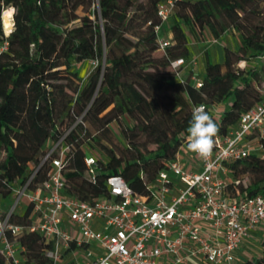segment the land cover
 <instances>
[{"label": "trees", "instance_id": "trees-1", "mask_svg": "<svg viewBox=\"0 0 264 264\" xmlns=\"http://www.w3.org/2000/svg\"><path fill=\"white\" fill-rule=\"evenodd\" d=\"M97 1L98 14L94 0H0V44L7 41L0 52L1 202L63 134L69 145L62 168L64 193L91 200L107 191L112 174L146 193L157 172L182 152L195 106H205L223 137L262 98L264 0L178 1L169 28L174 43L169 42L160 57L153 52L159 46L154 25L160 23L156 8L162 0L137 4L130 17L134 0ZM7 7L13 8V28L6 36L2 11ZM137 11L144 29L132 33V41L125 34ZM181 24L199 38L204 30L215 39L229 30L240 38L237 48L222 46L221 62L211 61L205 51L198 86L192 73L179 79L169 68L172 59L189 57ZM250 59L253 65L248 68L237 65ZM87 61L95 64L81 74L78 68ZM215 106L217 113L212 111ZM112 122L118 124L121 138L112 132ZM150 144L155 147L148 148ZM86 155L96 159L94 179L87 174ZM224 165L228 177L237 181L228 187L231 195L264 194V159L256 153ZM48 169L43 164L35 181ZM29 210L11 221L26 223ZM16 242L24 248L26 262L49 263L44 251L48 244L39 233L24 232ZM0 264L11 263L0 253ZM242 264H264V237L261 254Z\"/></svg>", "mask_w": 264, "mask_h": 264}, {"label": "built area", "instance_id": "built-area-1", "mask_svg": "<svg viewBox=\"0 0 264 264\" xmlns=\"http://www.w3.org/2000/svg\"><path fill=\"white\" fill-rule=\"evenodd\" d=\"M178 1L158 3L155 33ZM94 5L98 8L97 0ZM157 41L162 48L169 44L167 37L157 35ZM6 48L5 40L0 52ZM195 63L194 58L177 57L169 68L182 79L183 67ZM191 78L200 85L197 77ZM218 108L212 111L217 113ZM64 136L54 140L29 175L15 185L12 204L3 208L0 201V253L11 264H31L16 242L24 232H37L45 240L48 264L59 259L63 264H99L105 259L107 264H235L242 241L264 228V194L231 195L228 187L237 181L228 177L224 165L249 153L264 159V85L261 100L241 114L237 127L214 138L207 159L189 151L192 159L186 161L179 151L166 169L157 172L146 193L133 190L119 174L108 176L107 191L91 200L64 193L62 168L69 151ZM183 146L187 149V136ZM43 164L49 165L46 176L35 181ZM84 164L94 179L95 157L86 155ZM22 198L27 200L25 210L30 208L28 220L12 222Z\"/></svg>", "mask_w": 264, "mask_h": 264}, {"label": "rangeland", "instance_id": "rangeland-1", "mask_svg": "<svg viewBox=\"0 0 264 264\" xmlns=\"http://www.w3.org/2000/svg\"><path fill=\"white\" fill-rule=\"evenodd\" d=\"M147 0H134V4L133 6L130 8V11L128 13V16L127 17H130L131 15H133V11L136 7L137 4H143L145 3ZM82 11L79 10V13H81ZM95 12L98 14L99 13V9L95 7ZM139 12H135L134 14V18L132 19L131 22H128L127 24V32H126V37H128L129 39H131L132 41H135V38L134 36L132 35V33L134 32H140V31H143L144 29V25L142 23V21L139 19ZM97 19V18H96ZM97 22L99 24H101V19L98 17L97 19ZM172 22V18L170 17L168 20L164 21L161 23V26H160V30L158 32V37L159 38H163V37H167L169 42H170V45L173 44V39H172V33H170V24ZM181 27L185 33V37H186V45L188 46V48H190V50L193 52V55H195V60L197 58V62H198V65H197V74L202 77L203 74H204V67H205V54L203 52L204 49H202L201 47H198L196 46L193 47L192 44L190 43L192 40L194 43H197V42H201L199 39V37L194 34L187 25H184V24H181ZM170 35V37H169ZM201 35V34H200ZM201 38L203 39V41H205L206 39H209L211 40L212 37L211 35L209 34V32L207 30H204V32L202 33L201 35ZM222 43L223 45H228L232 48H237L240 44V38H239V35L232 31V30H229L226 35L224 37H222ZM197 45V44H196ZM167 47V46H166ZM162 48L160 46H158V49L156 51L153 52V55L155 57H160L164 54V50L165 48ZM103 48L105 49V45L103 44ZM195 48V50H194ZM210 51L212 53V58H211V61H217L219 58L216 57V52H215V48L212 46V48L210 47ZM198 53V55H196ZM103 58H104V55H103ZM95 64V62L93 61H87V62H82L81 65L79 66L78 70L80 71L81 74H84L86 73V71H88L93 65ZM239 67H250L251 65H253V59H250L249 62L246 64L244 63V61H239L238 64H237ZM160 70H167L166 67H160L159 68ZM124 123L128 124V125H131V120L127 119V118H124ZM110 128L112 130V132L114 133V135H116V137H119L121 138V135H120V128L118 126V124L116 122H112L110 124ZM50 143H48L49 145ZM47 145V146H48ZM155 146L150 144L148 145V148H154ZM88 149H90L89 151H93L94 149H92L91 147H89ZM244 182L248 183L249 181V178L247 175L244 176ZM2 202L6 203V207H8V205H11L12 202H13V198L11 197H8L6 199H4ZM26 204H27V200L26 198H22L21 199V206H18L15 213L17 214H21L24 212L25 210V207H26ZM262 237H264V233H261L260 236L256 237V238H249L250 240H247L246 243H244L241 247V252L237 253L236 254V258H237V261L236 263L238 264H242V262L245 260V259H249V258H252V257H257L261 254V239ZM91 246H94L93 243H91ZM64 263V260L62 259H59L57 261V264H63Z\"/></svg>", "mask_w": 264, "mask_h": 264}, {"label": "clouds", "instance_id": "clouds-1", "mask_svg": "<svg viewBox=\"0 0 264 264\" xmlns=\"http://www.w3.org/2000/svg\"><path fill=\"white\" fill-rule=\"evenodd\" d=\"M187 131V150L207 159L214 149L219 127L203 105L193 108ZM99 264H107V260H101Z\"/></svg>", "mask_w": 264, "mask_h": 264}, {"label": "crops", "instance_id": "crops-1", "mask_svg": "<svg viewBox=\"0 0 264 264\" xmlns=\"http://www.w3.org/2000/svg\"><path fill=\"white\" fill-rule=\"evenodd\" d=\"M201 35H202V34H201ZM225 35H226V33H225L222 37H224ZM169 37H170V35H169ZM222 37L219 38V39L217 40V42H213V41H212L213 38H212L211 40L206 39L205 41H203V39L200 37L199 40H200L201 42L194 43L193 40H192L190 43H191L192 46L195 47V48H196V46H198V47H201L202 49H204V50H203L204 54H205V51L207 50L208 53H209V57H210V59L212 58V53H211V51H210V47L212 48V46H213V47L215 48L216 57L219 58L217 61H218V62H221V61H222V46H223V43H222V40H221ZM196 44H197V45H196ZM187 48H188V46H187ZM195 48H194V50H195ZM188 52H189V57H188V59L195 57V55H193V52L190 50V48H188ZM196 55H198V53H197ZM194 59H195V58H194ZM197 65H198V62H197V58H196V63H195V64H188L186 67H183V69H182V71H181V74H182L183 76H186L188 73H192L195 77L199 78L200 76L197 74V71H198V70H197V69H198V68H197ZM182 153H183L184 158H185L186 161H190V159H192V154H191V153H190L185 147L182 149ZM188 163H189V162H188ZM261 233H264V228H257V229H255V230H253V231L251 232V234H250L249 237L245 238V239L242 241V243L240 244L239 248L236 250L235 255H234V258H235V259H234V262H235V264H237V263H236V261H237L236 254L242 251V250H241L242 245H243L244 243H246L247 240H250L249 238H256V237L260 236ZM240 250H241V251H240ZM238 264H239V263H238Z\"/></svg>", "mask_w": 264, "mask_h": 264}, {"label": "bare ground", "instance_id": "bare-ground-1", "mask_svg": "<svg viewBox=\"0 0 264 264\" xmlns=\"http://www.w3.org/2000/svg\"><path fill=\"white\" fill-rule=\"evenodd\" d=\"M12 13H13L12 7H7L2 11V25L6 34H9L13 28V23L11 18Z\"/></svg>", "mask_w": 264, "mask_h": 264}]
</instances>
